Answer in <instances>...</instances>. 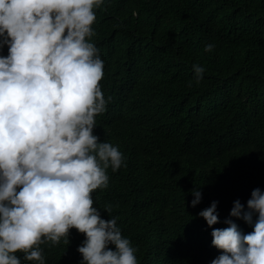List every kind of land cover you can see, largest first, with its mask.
Wrapping results in <instances>:
<instances>
[{
  "label": "trees",
  "instance_id": "16d2710c",
  "mask_svg": "<svg viewBox=\"0 0 264 264\" xmlns=\"http://www.w3.org/2000/svg\"><path fill=\"white\" fill-rule=\"evenodd\" d=\"M92 26L107 100L94 133L125 157L107 168L94 204L117 217L138 264H208L223 251L211 229L227 226L236 198L246 205L254 187L264 189V0H104ZM194 63L205 67L199 82ZM150 95L171 107L163 121L135 115ZM194 187L202 190L195 206ZM213 199L220 219L209 226L197 213ZM84 238L73 226L69 240L43 242L45 264H81Z\"/></svg>",
  "mask_w": 264,
  "mask_h": 264
},
{
  "label": "clouds",
  "instance_id": "9594fccd",
  "mask_svg": "<svg viewBox=\"0 0 264 264\" xmlns=\"http://www.w3.org/2000/svg\"><path fill=\"white\" fill-rule=\"evenodd\" d=\"M103 3L0 0V50L8 46L0 54V264H22L17 250L24 260L45 264L40 245L69 240L73 226L85 234L81 264H138L117 217L105 219L92 195L107 187V168L125 162L119 145L94 133L107 100L99 82L105 62L89 38ZM192 68L199 82L205 67ZM171 111L160 95H150L135 115L163 121ZM190 191L195 206L202 190ZM217 204L213 199L197 213L209 226L220 219ZM103 208L109 212L111 205ZM232 216L253 230L243 232ZM225 222L211 229V243L223 251L208 264H264V189L254 187L246 205L236 198Z\"/></svg>",
  "mask_w": 264,
  "mask_h": 264
}]
</instances>
